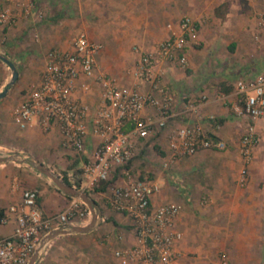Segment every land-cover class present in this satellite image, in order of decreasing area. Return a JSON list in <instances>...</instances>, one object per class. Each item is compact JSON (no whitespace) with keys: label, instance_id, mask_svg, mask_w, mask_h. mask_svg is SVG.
I'll return each mask as SVG.
<instances>
[{"label":"crops","instance_id":"crops-1","mask_svg":"<svg viewBox=\"0 0 264 264\" xmlns=\"http://www.w3.org/2000/svg\"><path fill=\"white\" fill-rule=\"evenodd\" d=\"M30 4L32 8L25 14ZM1 8L16 15L17 21L0 24V55L14 63L19 72V88L30 90L38 84L51 49L71 50L65 40L68 34L54 25L59 23L60 13L65 12L63 25L102 44L96 59L97 71L109 74L118 86L141 93L148 92L150 86L138 85L127 75V69L138 59L131 50L137 47L141 52H153L158 43L169 37L167 25L176 27L186 16L193 19L198 24V34L187 48L185 68L162 61L156 66L165 93H155V97L171 98L172 118L165 129L138 142L128 169L134 177L160 184L151 198L153 205L177 202L182 206L175 224L182 233L176 242L181 252L178 264H219L222 253L229 264H264V118L255 122L258 143L251 151V162L241 184L243 161L239 145L248 121L231 112L238 86L264 73V29L258 26V17L264 16V0H2ZM6 68L0 60V92L11 77ZM24 71L27 75L22 79ZM27 94L9 108L8 119L0 113V150L23 155V159L43 165L65 178V183L76 186L81 168L91 160L98 139L89 135L84 151L77 153L63 146L55 127L44 131L33 124L21 130L13 123L14 128L10 124L12 110ZM74 98L91 111L101 102L95 84L89 92L77 90ZM191 105H196V109ZM142 116L160 115L156 108L147 106ZM195 123L223 140L226 150L203 151L208 153L203 163L178 159L170 166L172 171L165 174L163 163L170 155L171 130ZM175 174L181 181L185 175L209 179L211 183L202 193L181 196L172 185ZM127 183L122 169H117L104 189L83 191L94 203L97 216L93 227L86 232L58 234L44 246L39 244L34 264H120L114 251L132 245L135 237L131 219L112 208L109 197L113 187ZM30 188L39 192L44 217L79 198L61 190L29 163H0V237L10 235L14 229L9 206L18 204L23 190ZM6 216L9 220L2 222ZM91 219L92 215L83 226Z\"/></svg>","mask_w":264,"mask_h":264},{"label":"built area","instance_id":"built-area-1","mask_svg":"<svg viewBox=\"0 0 264 264\" xmlns=\"http://www.w3.org/2000/svg\"><path fill=\"white\" fill-rule=\"evenodd\" d=\"M1 2L0 24H15L17 16L2 9ZM31 8L32 4L25 9V14ZM258 26L264 29V16L258 17ZM167 28L169 37L158 43L153 52L133 48L138 59L129 73L138 85L149 84L148 92L120 87L113 78L97 71L96 59L103 46L80 32L72 39L70 51L51 49L47 53L38 84L12 110V121L19 129L33 124L44 131L55 127L62 136L63 146L77 153L84 151L89 135L98 139L91 160L81 168L79 182L74 186L77 190H94L101 183L108 182L117 169H122L128 183L113 187L109 202L112 208L129 216L135 241L114 251L120 264H178L181 256L176 242L182 233L175 224L182 206L177 202L153 205L151 198L159 191L160 184L155 180L134 177L128 169L136 155L138 142L165 129L172 118L171 98L158 100L155 97V93H165L160 85L161 75L156 72L157 63L162 61L185 68L187 48L198 34V24L187 16L176 27L167 25ZM255 40H259L258 35ZM92 84L99 88L101 99L94 111L74 98L77 90L89 92ZM147 106L156 108L159 118L142 116ZM191 108L196 109V105H191ZM231 112L235 117L248 121L239 145L243 184L252 158L251 151L258 143L255 122L264 118V73L238 86ZM226 148L223 140L208 134L200 123L178 127L170 132V155L163 167L168 169L182 157L203 151L222 152ZM68 177L74 180L72 174ZM38 198L36 188L25 189L21 201L9 206L8 212L14 217V229L10 235L0 237V264H27L50 231L71 225L83 226L92 215L83 200L74 198L63 210L44 217ZM8 220L7 216L2 218V222ZM219 264H229L224 253L220 255Z\"/></svg>","mask_w":264,"mask_h":264},{"label":"rangeland","instance_id":"rangeland-1","mask_svg":"<svg viewBox=\"0 0 264 264\" xmlns=\"http://www.w3.org/2000/svg\"><path fill=\"white\" fill-rule=\"evenodd\" d=\"M63 9H65L63 7ZM65 13V12H64ZM64 13H60L61 16H59V23H55L54 25L57 26L59 28V30L62 33H67L68 37L65 39L67 44L71 45L72 43V39L80 32H77L76 29H72V26H65L62 23L65 21L66 17ZM56 48V47H55ZM131 52L135 55L133 49L131 50ZM3 56H5L4 54H1ZM135 57H137L135 55ZM137 59H135L134 63L136 62ZM24 63H22L23 65ZM134 66V64L132 66H130L127 69V75H130L129 70ZM20 68V65H19ZM6 74H11L10 69L6 68ZM22 79L24 78V74L27 75L26 71H24L22 73ZM105 75L111 77L109 74L104 73ZM41 75V74H39ZM40 78V77H39ZM112 78V77H111ZM26 79V78H25ZM19 79L17 80V82L15 83L14 86L11 87V89L9 90V93L7 95V98H4L0 101V103H3L2 105H0V113L3 115V117L5 116V119H8V115H9V108L15 104L17 102V99H21V97H23L25 94H27L30 91V88H19ZM10 124L16 128V126H14L13 122H10ZM1 154H5V155H11V154H16L17 156H19V158L23 159V155H20L18 153H8L5 150H0ZM208 153L207 152H200L197 153L193 156H189V157H182L180 159H182L183 161H189L191 163H200L203 161V158L205 156H207ZM220 156V154H219ZM203 163V162H202ZM172 171V167L168 168L167 170L164 171L165 174H168ZM183 180L181 181L180 179L176 178V174L173 175L174 181L172 182V185L179 189L181 196H186V194L188 193H202L206 188H209V185L211 183V181L209 179H203V178H198V179H193L191 177L185 176L183 175ZM164 189V187H163Z\"/></svg>","mask_w":264,"mask_h":264},{"label":"water","instance_id":"water-1","mask_svg":"<svg viewBox=\"0 0 264 264\" xmlns=\"http://www.w3.org/2000/svg\"><path fill=\"white\" fill-rule=\"evenodd\" d=\"M0 60L5 65H7V67L10 69V72H11V77H10L8 84L6 85L4 90L0 92V100H1L7 95L8 91L11 89V87L17 82L18 77H19V72L17 71L14 63L11 60H9L8 58L0 55ZM0 163H17V164L29 163V164H31L34 169H36L41 174H43L46 177H48L49 179H51L61 190H63L64 192H66L72 196L81 198L89 206V208L92 211V219H91V222L89 224H87L85 226L71 225L68 229H54L43 237V239L40 242V247L44 246L47 241H49L51 238H53L54 236H56L58 234L68 233V232H86V231L90 230L93 227V225L95 224L97 215H96V212L94 209V203L89 198V196L86 193L81 192V191L77 190L76 188L72 187L71 185L63 182L59 178L58 175L53 174L48 169H46L43 165L36 163L34 161H31V160L21 159L16 154H11V155L0 154ZM38 251L39 250L35 251V253L32 255V257L30 258V260L27 264H34L36 262L37 257H38Z\"/></svg>","mask_w":264,"mask_h":264},{"label":"trees","instance_id":"trees-1","mask_svg":"<svg viewBox=\"0 0 264 264\" xmlns=\"http://www.w3.org/2000/svg\"><path fill=\"white\" fill-rule=\"evenodd\" d=\"M140 179H145V178H140ZM62 181L64 182H67V180L65 178H62ZM105 185H106V182H103L101 183V185L99 187H97L96 189H104L105 188Z\"/></svg>","mask_w":264,"mask_h":264}]
</instances>
